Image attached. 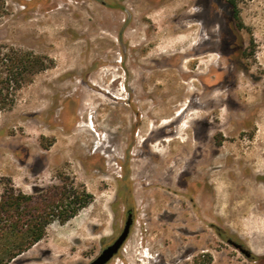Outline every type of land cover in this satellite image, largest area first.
I'll use <instances>...</instances> for the list:
<instances>
[{
	"label": "rangeland",
	"instance_id": "1",
	"mask_svg": "<svg viewBox=\"0 0 264 264\" xmlns=\"http://www.w3.org/2000/svg\"><path fill=\"white\" fill-rule=\"evenodd\" d=\"M10 50L46 68L0 111V204H53L3 264H88L127 210L107 264H264V0H0Z\"/></svg>",
	"mask_w": 264,
	"mask_h": 264
},
{
	"label": "trees",
	"instance_id": "2",
	"mask_svg": "<svg viewBox=\"0 0 264 264\" xmlns=\"http://www.w3.org/2000/svg\"><path fill=\"white\" fill-rule=\"evenodd\" d=\"M45 68L43 58L29 53L0 52V111L11 108L22 86ZM2 200L0 224L11 221L10 233L14 236V243L0 253V264L16 258L43 237L50 216L45 209L53 204L51 196L44 199L14 193L7 194Z\"/></svg>",
	"mask_w": 264,
	"mask_h": 264
},
{
	"label": "water",
	"instance_id": "3",
	"mask_svg": "<svg viewBox=\"0 0 264 264\" xmlns=\"http://www.w3.org/2000/svg\"><path fill=\"white\" fill-rule=\"evenodd\" d=\"M132 224L131 217H128L124 223L123 229L118 237L107 247H105L101 253L90 263L88 264H107L119 251L127 236L129 234V229ZM227 243L237 249L241 254L246 258H249L251 255L249 251L244 249L240 244H237L231 240H228Z\"/></svg>",
	"mask_w": 264,
	"mask_h": 264
},
{
	"label": "bare ground",
	"instance_id": "4",
	"mask_svg": "<svg viewBox=\"0 0 264 264\" xmlns=\"http://www.w3.org/2000/svg\"><path fill=\"white\" fill-rule=\"evenodd\" d=\"M181 15V14H180ZM179 23V22H178ZM177 24V23H176ZM177 26V25H176ZM178 26H181V24L179 23V25ZM174 28V27H173ZM175 29H177L176 27H175ZM174 30V29H173ZM172 30V31H173ZM174 33V32H173ZM183 72H180L179 74L181 75ZM163 74V73H162ZM185 74V73H184ZM140 76V75H139ZM94 87H97V88H99L100 87V85H99V83L97 82L96 84H94ZM208 99V98H207ZM202 100H203V98H202ZM201 103V102H200ZM204 103V102H203ZM206 103V102H205ZM167 106L168 105H165V108H167ZM181 106V105H180ZM187 107L188 106H186V108L184 109V110H186L187 109ZM198 107V106H197ZM167 110V109H166ZM183 110V111H184ZM183 113V112H182ZM181 113V114H182ZM187 115V114H186ZM192 115V114H191ZM174 117L172 118V119H163L164 120V122H162V124L160 125V126H157V127H152L151 128V131H150V133H149V135H148V138L146 139V141L148 140V139H150V138H155L154 140H153V142L152 143H156V145L159 147L160 145L159 144H161L160 142H171L170 141V139H168L166 136H165V138H167V139H162L160 142L159 141H157V137H160L159 135H163V133L166 131V130H168V128H170L171 126H172V124H176V122L182 117V116H180L179 114L178 115H173ZM183 118V117H182ZM181 121V120H180ZM190 122V121H189ZM180 130H181V128H178V132H180ZM172 132V131H171ZM160 140V139H159ZM149 141V140H148ZM151 142V141H150ZM159 142V143H158ZM152 147V146H151ZM156 146H153L152 147V149L153 148H155ZM158 149V148H157ZM154 152H156V150L154 151ZM157 153V152H156ZM152 154H154V153H152ZM163 156V155H162ZM165 157V156H164Z\"/></svg>",
	"mask_w": 264,
	"mask_h": 264
},
{
	"label": "flooded vegetation",
	"instance_id": "5",
	"mask_svg": "<svg viewBox=\"0 0 264 264\" xmlns=\"http://www.w3.org/2000/svg\"><path fill=\"white\" fill-rule=\"evenodd\" d=\"M155 3V2H154ZM158 5V3H155L154 4V6L153 7H156ZM74 15L78 12V10H79V5L77 6V7H75L74 8ZM103 16V15H102ZM106 16H108V15H104V21H105V18H107ZM74 17V16H73ZM192 16H186L185 18L186 19H188V20H190V19H192L191 18ZM74 19V18H73ZM96 20H97V18H96ZM75 23H77V21L75 20ZM77 29V28H76ZM88 30H89V33L90 34H92V33H94V32H98V29L97 28H93V26H92V22L89 24V28H87ZM100 29H103V28H100ZM203 42H205V41H203ZM234 45L233 44H230L229 45V47H233ZM232 49V48H231ZM200 50H202V51H207V50H211V47L210 46H206V47H204V48H200ZM99 65H98V69H99ZM206 89H207V91H209V90H211V88L210 87H206ZM206 91V90H205ZM204 94H205V92H204ZM206 95V94H205ZM204 96V95H203ZM207 96V95H206ZM148 143V142H147ZM126 219L128 218V217H131V219H132V217H133V214H132V211H130V210H127L126 211Z\"/></svg>",
	"mask_w": 264,
	"mask_h": 264
}]
</instances>
